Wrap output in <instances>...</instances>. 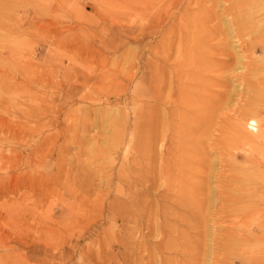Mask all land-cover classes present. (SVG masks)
<instances>
[{
  "label": "rangeland",
  "instance_id": "rangeland-1",
  "mask_svg": "<svg viewBox=\"0 0 264 264\" xmlns=\"http://www.w3.org/2000/svg\"><path fill=\"white\" fill-rule=\"evenodd\" d=\"M256 21L264 0H0V264H264Z\"/></svg>",
  "mask_w": 264,
  "mask_h": 264
},
{
  "label": "bare ground",
  "instance_id": "bare-ground-1",
  "mask_svg": "<svg viewBox=\"0 0 264 264\" xmlns=\"http://www.w3.org/2000/svg\"><path fill=\"white\" fill-rule=\"evenodd\" d=\"M260 20V19H259ZM258 20V21H259ZM258 21H256V22H250L249 23V25L247 26V27H251V29H252V31L253 32H255V33H257L258 35H260V36H263L264 37V26H260V23H258ZM235 22V21H234ZM227 24V23H226ZM235 24V23H234ZM257 24V25H256ZM261 27V29L260 28H258V27ZM246 28V27H245ZM240 29V28H239ZM238 30V29H237ZM236 31H234V33H235ZM239 32V31H238ZM231 38V37H230ZM233 38V37H232ZM220 45V44H219ZM264 45V44H263ZM242 48H244V47H242ZM263 50H264V46H263ZM257 51V50H256ZM244 55H246V54H244ZM263 57H264V54H263ZM209 58V57H208ZM184 59V58H183ZM210 59V58H209ZM214 59H216V58H214ZM185 60V59H184ZM256 62H258V60H255ZM263 61H264V59H263ZM202 63V62H201ZM217 63V62H216ZM244 63V62H243ZM253 66H252V68H253V70L254 71H257V72H264V62H262V64L261 63H255V62H253ZM249 66V65H248ZM251 67V66H250ZM246 69V68H245ZM194 73V72H193ZM185 74H186V72H185ZM218 74V73H217ZM187 75V74H186ZM245 75V74H244ZM212 77H214V76H212ZM185 78H187V77H185ZM218 78H219V76H218ZM215 79H216V77H215ZM210 80H212V79H210ZM213 80H214V78H213ZM221 80V79H220ZM220 80H218V81H220ZM217 81V80H216ZM216 81H214V82H216ZM247 84V83H246ZM262 85H263V87L262 88H255V90H256V92H258V93H255L254 94V96L251 98V100H250V103H249V107L252 109V110H255V113L253 114V117H255V118H257L258 120H259V118L261 119V120H263L262 122H261V125H264V103H259V101L262 99L263 101H264V81L262 82ZM254 90V91H255ZM217 92V91H216ZM215 92V93H216ZM219 92V91H218ZM220 93V94H219ZM218 94L220 95V97H221V93L222 92H219ZM227 95V94H226ZM245 96V95H244ZM223 97V96H222ZM249 98H250V96H249ZM245 102V101H244ZM238 106V105H237ZM242 106H245L244 104L242 105ZM239 108V107H238ZM237 108V109H238ZM241 108V107H240ZM262 109H263V111H262ZM233 110H235V109H233ZM239 110V109H238ZM259 110V111H258ZM224 113V112H223ZM247 113H249V112H247ZM245 115V114H244ZM248 116V115H247ZM249 118H250V114H249ZM258 135H260V134H258ZM263 139V138H262ZM260 141H262V140H260ZM258 148V147H257ZM264 156V155H263ZM254 161V160H253ZM250 164H251V161L249 162ZM254 167V166H253ZM261 167V166H260Z\"/></svg>",
  "mask_w": 264,
  "mask_h": 264
}]
</instances>
